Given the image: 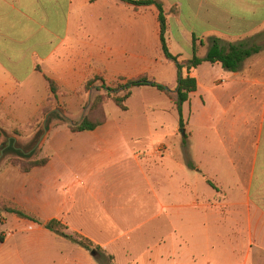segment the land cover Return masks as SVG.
<instances>
[{
	"label": "crops",
	"instance_id": "obj_1",
	"mask_svg": "<svg viewBox=\"0 0 264 264\" xmlns=\"http://www.w3.org/2000/svg\"><path fill=\"white\" fill-rule=\"evenodd\" d=\"M227 1L232 2L192 1L185 13L177 3L176 21L189 51L178 55L191 59L192 35L204 41L197 46L199 58L206 56L211 37L258 46L259 53L236 72L207 62L192 69L197 88L182 105L183 128L175 107L164 101L172 125L147 146L133 132L140 122L126 129L106 122L91 132L71 133L79 145L57 147L63 158L16 177L13 203L42 224L9 215L12 228L0 232V264H86L85 249L44 228L50 220L99 246L114 263L115 248L129 254L134 233L169 225L173 234L151 244L144 262L182 264L186 252V264H195L189 242L197 221L205 235L201 246L223 239L224 264L238 258L248 264L253 248L264 253V44L257 41L264 4L242 1L248 10L233 16ZM147 36L149 18L118 0H0V115H41L46 77L69 90L94 75H117L119 64L134 53L135 38L144 44ZM171 65L167 80L158 83L174 86L169 89L175 93L178 75ZM121 112L128 115L129 109ZM110 167L118 173L108 179L103 174ZM126 181V195L100 192L101 186ZM111 199L122 202L108 207ZM123 210L134 220L123 218L119 231L111 219ZM140 214L145 218L135 220ZM112 230L118 233L107 236ZM162 248L169 254L153 255Z\"/></svg>",
	"mask_w": 264,
	"mask_h": 264
},
{
	"label": "rangeland",
	"instance_id": "obj_2",
	"mask_svg": "<svg viewBox=\"0 0 264 264\" xmlns=\"http://www.w3.org/2000/svg\"><path fill=\"white\" fill-rule=\"evenodd\" d=\"M160 2L165 8L168 22V47L173 55L179 53L188 54V48L184 40H181V33L176 21L177 3L182 7L185 13L188 9V4L197 0H156ZM226 2V7L232 13L233 16H238L240 13H245L248 9L243 2L235 3V0ZM247 1H259L264 0H247ZM141 8V9H140ZM136 8V14L143 13V16L149 18V36L146 37L144 44L142 45L139 39L136 37L134 41V53L132 56H128V63L125 65L119 64L118 74L113 75L111 73H101L88 77L82 85L73 89H62L57 86L54 94L50 93L48 88V95L46 96L45 103L41 115H35L34 117L27 115H0V129L4 135L0 139V147H5L4 153L0 159V232H8L12 228L10 216L4 212V207L14 208L13 203L15 180L19 176H27L34 170L28 173L23 172V169L27 166V162L32 160H41L43 158L57 159L63 158V153L57 151V147L66 145L72 149L79 145V140H72L73 134L68 129V124H76L80 122L84 117H88L91 121H99L106 118V126L109 127H123L132 128L135 122H140V128H136L135 135L140 137L144 143V146L150 144L151 141L156 140L162 132L167 131L172 125V114L163 112L166 109L167 104L170 103L172 107L174 97V86L170 89L172 91V97H167L165 94L156 91L152 88H137L133 89L130 98L124 103L129 109V114L124 115L123 112L115 105L112 98L117 95L121 97L123 93L117 90L108 94L106 91L100 89V81H95V84L91 87L85 88V83L95 77L99 76L104 81L107 87L116 89V87L124 83L127 80L136 79L142 76L147 77L155 82L166 81L168 74L166 69H174L172 63L167 62L160 49L158 42V23L157 12L154 6ZM172 9V10H171ZM142 11V12H141ZM186 28V25H184ZM261 38H257V41L264 44V31H260ZM122 60V57H120ZM170 67V68H169ZM102 98V105L98 109H92L93 103ZM130 101V105H129ZM166 107V108H165ZM18 117L17 119H14ZM129 124V126H127ZM126 127V128H125ZM138 129V130H137ZM39 134L40 138L32 150V154H28V157L22 158L13 152H8V143L14 139L20 148L28 150V146L33 141L34 137ZM159 134V135H158ZM153 139V140H152ZM72 146V147H71ZM118 167H110L104 172V176L111 179L114 173L117 172ZM126 184H109L107 186H101L100 192L102 195L109 197L111 193L127 194L130 189L128 181ZM141 189V187H140ZM119 201V200H118ZM118 201L111 199L109 206L111 207L118 203ZM122 202V201H119ZM130 210H123L120 213H115L112 216L114 226L118 227L119 231L125 226L126 223L122 221L123 218H127L131 221L134 218L128 216ZM15 216V215H14ZM145 218L144 214L136 216L135 220H141ZM7 220V223H5ZM22 220V219H21ZM134 223V222H133ZM195 230L193 232L194 240L189 243L192 245L191 252L193 262L207 264H224L226 263V251L228 247L225 245L223 239H213V245L206 247L201 246L202 241L205 239V235L200 228L198 221L194 222ZM70 235H77L76 233L68 232ZM88 232L92 235L97 234V230L94 227H88ZM192 232V230H191ZM118 233L116 230L110 231L107 236ZM173 234L169 225L165 229H155L153 226L146 227L132 236V241L129 244V254H126L121 248H115V263L116 264H146L143 260V255L149 253L151 244L155 243L160 238H165ZM1 236V235H0ZM103 237V236H102ZM196 239V240H195ZM185 251V249H183ZM158 252L169 254L168 249H159L157 252H153V255H158ZM87 258L85 257L86 264H100L90 251H87ZM92 255H91V254ZM180 256V250L178 251ZM189 253L184 252L180 259L182 264L188 262ZM178 256V257H179ZM239 256H243L241 253ZM157 257V256H156ZM179 261V260H178ZM165 264L164 260L157 264ZM167 264L170 261L166 262ZM232 264H241L240 258L237 261H233ZM248 264H264V253L261 254L258 249L253 248L252 254Z\"/></svg>",
	"mask_w": 264,
	"mask_h": 264
},
{
	"label": "trees",
	"instance_id": "obj_3",
	"mask_svg": "<svg viewBox=\"0 0 264 264\" xmlns=\"http://www.w3.org/2000/svg\"><path fill=\"white\" fill-rule=\"evenodd\" d=\"M122 3L128 4L132 7L140 8V7H150L154 6L157 11V23H158V31H159V42H160V49L164 59L172 63L177 69V90L174 93V97H172V91L165 85L159 84L154 80H150L145 76L127 80L124 83L119 84L116 89H112L107 87L104 81L99 76H95L89 79L85 83V88L91 87L95 84V81H100L101 86L100 89L106 91L108 94L113 93L117 90H120L123 95L121 97L115 95L112 100L115 105L121 110L126 111L127 107L125 106V102L130 98L131 92L135 88H153L157 91L165 94L167 97H172L173 105L176 109V112L180 119V127L183 128L182 123V105L187 102L190 93L196 91L197 82L195 78L190 77L189 73L192 69L197 68L204 62L215 64L219 63L223 69L236 72L240 69L242 63L256 55L261 50L258 46L246 47L239 44H231V43H224L218 38H208V51L204 58H199L196 55L197 46H203L204 41L202 39H198L195 35H192V57L189 60H182L180 55H173L168 47V22H167V14L163 5L156 1V0H118ZM172 10V9H171ZM177 14V10L174 12ZM185 69L187 75L185 77L182 76V70ZM46 82L48 84V88L50 93L54 94L57 88V85L54 81L50 80L46 77ZM102 98L98 97V99L93 103L92 109H98L102 105ZM106 123V118L99 120V121H91L87 116L84 117L80 122L76 124H68V129L71 133H82V132H91L94 131L96 128L103 126ZM4 133L0 129V139L3 137ZM40 135L37 134L31 144L28 146V150L20 148L19 145L16 143L14 139L9 141V146L7 151L13 152L22 158L28 157V154H32V150L37 144ZM49 159L43 158L41 160H32L27 162V166L23 169V172L28 173L33 169L42 168L47 165ZM192 168L191 165H189ZM209 185L213 186L211 183L208 182ZM4 212L8 214L15 215L19 219L32 221L34 223L42 224L36 217L27 215L21 209L14 207H4ZM44 228L55 235L62 237L66 240H69L86 251H90L95 259L100 264H115L114 258L111 255L106 254L99 246L94 245L90 240L78 236V235H70L65 233L66 227L63 226L57 220H50L43 224Z\"/></svg>",
	"mask_w": 264,
	"mask_h": 264
},
{
	"label": "water",
	"instance_id": "obj_4",
	"mask_svg": "<svg viewBox=\"0 0 264 264\" xmlns=\"http://www.w3.org/2000/svg\"><path fill=\"white\" fill-rule=\"evenodd\" d=\"M181 134L183 135V130L181 131ZM8 145H9V143H8ZM4 150H5V147H0V159H1V157H2V155H3V153H4Z\"/></svg>",
	"mask_w": 264,
	"mask_h": 264
}]
</instances>
